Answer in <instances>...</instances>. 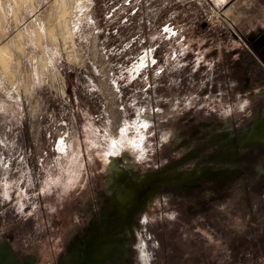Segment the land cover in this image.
Segmentation results:
<instances>
[{"label": "rangeland", "instance_id": "rangeland-1", "mask_svg": "<svg viewBox=\"0 0 264 264\" xmlns=\"http://www.w3.org/2000/svg\"><path fill=\"white\" fill-rule=\"evenodd\" d=\"M231 2L0 0V264H264Z\"/></svg>", "mask_w": 264, "mask_h": 264}, {"label": "crops", "instance_id": "crops-1", "mask_svg": "<svg viewBox=\"0 0 264 264\" xmlns=\"http://www.w3.org/2000/svg\"><path fill=\"white\" fill-rule=\"evenodd\" d=\"M227 10L230 27L264 61V0H232Z\"/></svg>", "mask_w": 264, "mask_h": 264}, {"label": "trees", "instance_id": "trees-1", "mask_svg": "<svg viewBox=\"0 0 264 264\" xmlns=\"http://www.w3.org/2000/svg\"><path fill=\"white\" fill-rule=\"evenodd\" d=\"M252 62H253L252 74H254V75H252V81L251 82L257 83L256 81H259V83H261V84L264 83V68H263L262 64L260 63V61L258 64L256 58H252ZM262 62L264 63V61H262ZM253 68H255V70H253ZM240 74L241 75H240L239 80L245 81L246 80L245 77H246L247 73L245 71L242 72V70H240ZM250 76L251 75H249V77ZM241 163H242V171H243V173H245L244 176L247 177L248 173H250V172L248 171L249 167L247 168V164H245V157L244 156H242Z\"/></svg>", "mask_w": 264, "mask_h": 264}, {"label": "bare ground", "instance_id": "bare-ground-1", "mask_svg": "<svg viewBox=\"0 0 264 264\" xmlns=\"http://www.w3.org/2000/svg\"><path fill=\"white\" fill-rule=\"evenodd\" d=\"M5 48L1 47L0 48V63L1 65L6 68L7 70L9 69V61H8V58L5 57ZM254 130H255V127H254ZM256 130L264 136V119L258 123V125H256ZM139 198V197H138ZM140 203H141V200L140 201H137L135 202L136 204V210L139 208L140 206Z\"/></svg>", "mask_w": 264, "mask_h": 264}, {"label": "flooded vegetation", "instance_id": "flooded-vegetation-1", "mask_svg": "<svg viewBox=\"0 0 264 264\" xmlns=\"http://www.w3.org/2000/svg\"><path fill=\"white\" fill-rule=\"evenodd\" d=\"M255 51H256V50H255ZM256 54L259 55V57H260V63L262 64V66H263V68H264V63L262 62L263 59H262L261 56H260V52L256 51ZM263 109H264V103H262V104H261V107H260V111H262L261 113H263ZM256 125H258V124H256ZM254 127H255V126H254ZM255 132H258V131L256 130ZM258 149L262 150V149H264V147H261V148H260V146H259ZM240 162H241V159H240Z\"/></svg>", "mask_w": 264, "mask_h": 264}, {"label": "snow or ice", "instance_id": "snow-or-ice-1", "mask_svg": "<svg viewBox=\"0 0 264 264\" xmlns=\"http://www.w3.org/2000/svg\"><path fill=\"white\" fill-rule=\"evenodd\" d=\"M163 31L167 32V31H168V28H167V27H165V28L163 29ZM173 35H175V33H173ZM153 63H156V61H155V60H153Z\"/></svg>", "mask_w": 264, "mask_h": 264}, {"label": "water", "instance_id": "water-1", "mask_svg": "<svg viewBox=\"0 0 264 264\" xmlns=\"http://www.w3.org/2000/svg\"><path fill=\"white\" fill-rule=\"evenodd\" d=\"M263 140V139H262ZM264 141V140H263Z\"/></svg>", "mask_w": 264, "mask_h": 264}, {"label": "clouds", "instance_id": "clouds-1", "mask_svg": "<svg viewBox=\"0 0 264 264\" xmlns=\"http://www.w3.org/2000/svg\"><path fill=\"white\" fill-rule=\"evenodd\" d=\"M143 255V254H142Z\"/></svg>", "mask_w": 264, "mask_h": 264}]
</instances>
